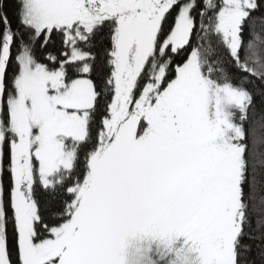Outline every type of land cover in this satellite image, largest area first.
I'll use <instances>...</instances> for the list:
<instances>
[{
	"label": "snow or ice",
	"instance_id": "snow-or-ice-1",
	"mask_svg": "<svg viewBox=\"0 0 264 264\" xmlns=\"http://www.w3.org/2000/svg\"><path fill=\"white\" fill-rule=\"evenodd\" d=\"M0 264H264V0H0Z\"/></svg>",
	"mask_w": 264,
	"mask_h": 264
}]
</instances>
